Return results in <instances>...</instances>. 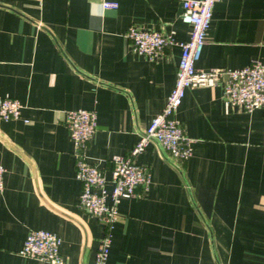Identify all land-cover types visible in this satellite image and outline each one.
<instances>
[{
  "label": "crops",
  "instance_id": "obj_1",
  "mask_svg": "<svg viewBox=\"0 0 264 264\" xmlns=\"http://www.w3.org/2000/svg\"><path fill=\"white\" fill-rule=\"evenodd\" d=\"M0 0V98L23 103L0 116V264H95L105 223L79 205L66 111L96 109L87 153L111 176L163 109L181 48L134 51L131 25L187 39L182 0ZM264 61V0H219L197 67ZM224 82L188 87L176 117L193 138L179 163L151 141L136 156L147 188L119 203L107 264H264V108L223 95ZM113 184L108 183L112 190ZM62 237L63 263L22 255L31 229Z\"/></svg>",
  "mask_w": 264,
  "mask_h": 264
},
{
  "label": "built area",
  "instance_id": "obj_2",
  "mask_svg": "<svg viewBox=\"0 0 264 264\" xmlns=\"http://www.w3.org/2000/svg\"><path fill=\"white\" fill-rule=\"evenodd\" d=\"M219 0H182L181 18L192 29L187 39H176L163 31L131 25L127 35L134 51L150 58L163 55L166 48L178 45L181 57L178 63L175 85L163 109L141 132L140 138L128 154L112 155L111 176L108 177L98 163L91 162L87 149L98 126L96 109L79 107L66 111V125L74 143L76 174L82 183L79 205L105 223V232L100 240L95 264H107L111 251L113 228L119 217V203L125 197L138 193V187H148L151 175L149 168L136 161V156L145 150L149 142H157L167 154L182 163L193 152V138L176 117L188 87L215 85L224 82L223 95L233 104L252 111L264 108V61L254 59L244 67H212L202 69L196 62L200 59L213 11ZM117 0H102L103 7H118ZM23 103L11 96L0 98V116L5 120L17 119L22 115ZM5 166L0 163V189L4 188ZM113 184L112 190L108 183ZM62 237L49 229H31L26 236L20 253L51 263H63L60 246Z\"/></svg>",
  "mask_w": 264,
  "mask_h": 264
}]
</instances>
